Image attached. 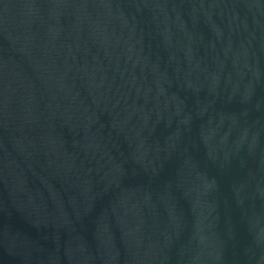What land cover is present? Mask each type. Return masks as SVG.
Wrapping results in <instances>:
<instances>
[{
    "label": "water",
    "instance_id": "1",
    "mask_svg": "<svg viewBox=\"0 0 264 264\" xmlns=\"http://www.w3.org/2000/svg\"><path fill=\"white\" fill-rule=\"evenodd\" d=\"M0 264H264V0H0Z\"/></svg>",
    "mask_w": 264,
    "mask_h": 264
}]
</instances>
